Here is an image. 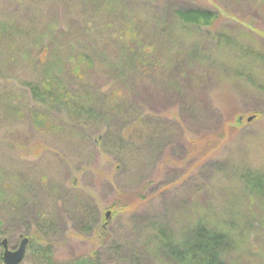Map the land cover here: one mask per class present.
I'll use <instances>...</instances> for the list:
<instances>
[{"label":"rangeland","instance_id":"374dc122","mask_svg":"<svg viewBox=\"0 0 264 264\" xmlns=\"http://www.w3.org/2000/svg\"><path fill=\"white\" fill-rule=\"evenodd\" d=\"M108 1L124 7L101 12V0H0V20L53 34L59 48L108 50L104 64L137 35L153 50L182 55L199 71L200 91L191 92L195 82L184 72L153 71L157 97L139 99L124 127L110 121L114 127L105 130L61 109L38 124L29 94L19 89L27 71L9 64L0 46V97H23L22 114L0 116V264L2 240L13 250L23 237L29 241L19 264L97 256L103 264H180L159 248L168 228L181 239L203 216L224 227L237 223L243 240L229 264H264V195L250 199L241 178L264 172V0H186L220 11L213 27H184L163 10L169 0ZM102 14L101 33L91 25ZM24 48L18 62L34 70L37 55L28 58ZM105 66L96 80H106ZM221 129L223 138L208 143Z\"/></svg>","mask_w":264,"mask_h":264},{"label":"trees","instance_id":"16d2710c","mask_svg":"<svg viewBox=\"0 0 264 264\" xmlns=\"http://www.w3.org/2000/svg\"><path fill=\"white\" fill-rule=\"evenodd\" d=\"M101 2V7L96 5L101 12L103 10L108 12V7L112 5L123 6L110 3L108 0H101ZM120 2L124 3L122 0ZM73 8L74 5H71V9ZM163 10L172 11L184 27L191 25L213 27L221 17L218 10L191 4L186 0L184 2L169 0ZM105 15H100L99 23L94 19L91 29L99 27L102 33ZM169 26L168 24L163 27L164 35H167ZM11 27L6 21L0 20V46H4L5 54L2 56L9 59V64L14 68L19 66L20 73L27 71L25 79L20 81L19 89L29 94L31 110L36 115L34 118L38 124L43 121L50 122L54 111L61 109L74 121L80 118L93 119L94 122L102 123V128H106L105 130L114 127L110 121L124 127L126 125L123 123L124 118L130 116L129 113L135 112L140 103L139 99L149 104L154 97H157L152 85H155L158 80L155 79L153 82V71L156 74L159 70L163 72L174 68L176 72H184L191 84L195 82L194 87L191 85V92L194 94L200 91V87L196 86V82H199V71L192 69L182 55L177 57L168 55L163 47L153 50L148 42L139 40L137 35L125 42L121 41L118 58L113 60L114 63H107L109 64L107 65L104 64L103 58L110 57L108 50L95 51L92 55L90 51L86 53L85 50L66 49L70 43L63 44V48H59L54 44V41L58 42L56 36L52 34L48 38L44 30L38 32L35 27L27 25L24 21L22 24ZM65 40L68 39L63 37V41ZM26 45L28 58L37 55L32 64L34 70L26 69L24 63L22 65L18 62L19 55L25 51ZM39 46L40 49L35 51ZM61 59L64 61L62 62ZM101 65H106L103 70L106 80H96L100 74ZM164 83L167 86L166 80ZM0 98L2 99L0 116L6 117L5 112L22 114L20 103L22 96L11 99L3 95ZM222 130L224 129L216 133V136L218 135L216 139L206 136L208 143L223 138ZM208 149L206 147L205 150ZM241 178L244 181V191L250 199L251 194L264 195V172H248L242 174ZM91 212L89 210L90 216H92ZM236 224L232 223L224 227L218 222L211 221L208 216H203L184 231L181 239H176L174 233L172 234L167 227L169 237L164 238L159 248H163L164 254L168 255L171 261L180 264H229L228 255L243 240V235L236 231ZM45 254L50 257V253ZM50 262L58 264L52 259ZM140 262L137 261V264H142ZM70 264L103 263L97 256ZM143 264L147 263L143 262Z\"/></svg>","mask_w":264,"mask_h":264},{"label":"water","instance_id":"95a60500","mask_svg":"<svg viewBox=\"0 0 264 264\" xmlns=\"http://www.w3.org/2000/svg\"><path fill=\"white\" fill-rule=\"evenodd\" d=\"M252 117H249V120H251ZM107 216H109V213H107ZM29 241L28 237H23L19 246L16 249H9L8 247V239L4 238L2 240V244L4 247V253H3V259L5 264H19L25 256L26 252V246Z\"/></svg>","mask_w":264,"mask_h":264}]
</instances>
